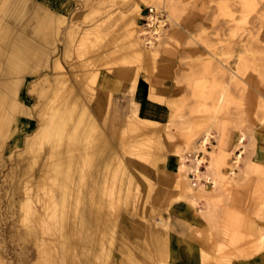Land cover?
<instances>
[{
	"label": "rangeland",
	"instance_id": "1",
	"mask_svg": "<svg viewBox=\"0 0 264 264\" xmlns=\"http://www.w3.org/2000/svg\"><path fill=\"white\" fill-rule=\"evenodd\" d=\"M136 1L142 6L154 4L166 14L163 40L157 54L149 59L131 57L120 47L123 28L119 11H127ZM162 1L80 0L70 15L60 19L53 16L52 25L44 33L47 39H40V51L28 56L22 71L2 72L4 61L0 59V80L5 77L15 80L9 93L11 110L0 116V264H160L165 261L166 247L158 233L166 231L167 222L165 227L164 220L154 219H166L168 206L179 192V174L175 169L178 153L174 148L185 145L183 154L188 158L194 154L193 148L197 149L198 134L210 130L216 138L211 144L217 145L223 139L226 150L232 135L236 143L243 130L241 144L245 146L241 148L246 152H242L239 162L232 163L234 155L240 152L232 147L227 157L230 165L219 164L211 170L217 182L214 192L204 198L214 205L212 208L222 210L224 218L215 249L206 255L203 264H229L239 254L255 252L253 246L259 230L256 227L255 233L247 234L244 247L245 234H236L244 217L235 203L244 187L248 190L244 206L252 204L254 215L258 203L264 199V164L257 160L252 137L254 128L264 123L259 119L264 117V0H175L173 5L168 0ZM35 7L32 0H26L25 13L13 28L15 33L23 27L26 30ZM25 35L34 36L32 31H26ZM56 58L72 84L71 93L61 98L54 95L59 82L54 75ZM142 65L146 67L142 71L147 77L157 74L169 77L168 83L174 85L173 93L177 96L169 100L171 114L167 122L147 118L150 136L146 128L136 136L137 132H129L124 124L133 99L128 86L133 82L135 70ZM233 65L243 69L236 80L230 78L229 67ZM85 68L121 76L126 81L125 94L114 97L104 88L108 100L98 110L96 99L104 90L99 83L95 90L83 83L85 79L81 75ZM62 90L60 87L59 95L65 92ZM218 96L220 100L215 98ZM75 98L88 105L109 139L112 150L107 157L110 160L107 169H103V174L97 173L100 157L93 146L94 152L91 146L71 147L73 151L68 154L73 159L72 177L64 173L68 166L64 158L53 165L57 168L56 180L39 181L38 173L53 161L49 150L54 136L35 133L42 124L54 126L57 111ZM155 98L156 94L152 99ZM138 112L144 116L139 105ZM5 114L10 118L2 123ZM70 124L69 119L65 120L66 130L62 132L67 134ZM166 126L171 138L166 134ZM139 138L146 142L140 154H128L125 151L128 145ZM247 138L249 143H245ZM78 146L76 142L75 147ZM208 146L210 149L211 145ZM248 148L251 151L247 152ZM252 152L256 153L253 164L249 163ZM168 157L175 160L171 168H166ZM227 170H232L230 176H222ZM75 183L79 191H74ZM40 203H46L49 211L45 209L41 213Z\"/></svg>",
	"mask_w": 264,
	"mask_h": 264
},
{
	"label": "crops",
	"instance_id": "2",
	"mask_svg": "<svg viewBox=\"0 0 264 264\" xmlns=\"http://www.w3.org/2000/svg\"><path fill=\"white\" fill-rule=\"evenodd\" d=\"M32 1L36 6L32 16V21L29 26H27L26 30L25 27H23L18 31V33H15L13 28L15 23H17L25 13L26 0H0V59L4 61H2V72L17 74L19 71H22V67L28 56L34 54V52L40 51V39H47V36H45L44 33L48 32L49 27L52 25L53 16L60 19L70 15V13L77 8L78 3L80 2V0ZM144 7L145 6L142 7L141 15ZM26 31H32L34 36L26 37ZM168 79L169 77L158 74L150 75L148 77L144 72L139 74L132 96L133 99L137 101L140 111L144 117L152 120L156 119V121L160 120L162 122H167L169 120L171 114L169 100L175 99L177 96L173 93L174 85L172 83H168ZM14 83L15 80L7 79L6 77L3 78V80H0V116L3 115L2 112L5 113L8 110L9 113L11 110V105L9 104L11 103L12 96L9 93L10 91L12 92L11 87ZM98 83L103 88L109 90L114 97H119L125 94L126 81L117 74L102 71L98 76ZM150 86L155 89L154 91L157 95V98L155 99H152L149 96ZM158 97L161 99L159 100ZM9 118V115L5 114L2 123H6ZM259 119H262V116H260ZM241 131L245 134L243 130H240V132ZM209 132L210 137L206 145L208 150L222 148L226 152H230L229 150L235 146L236 149H240L238 154L241 157L242 152H246L245 149L241 148L245 146V144H241L242 142L236 146L237 142L235 143L234 134L228 140L226 150L223 145V139L221 143L217 145L211 144V142H213L216 138H213L215 134H212L211 130ZM203 135H205L204 132L200 133L195 139V142H199ZM252 137L255 140L253 148L257 152V160L264 164V123L258 124L254 128ZM245 143H249L248 138ZM208 145H211L210 149ZM175 148L179 149L177 150L178 154H181L182 159L184 158V160L180 161L178 155L175 153L178 160L175 165V169L178 170L180 177H178V179L181 180H177L179 192L173 202L168 206L165 214L167 227L165 226V221L163 225L166 227V231H159L158 233L161 241L164 242L166 247V259L163 262L172 264H203V260L206 255L212 254L215 249V242H217L220 238L219 233L221 231V225L224 218L222 210L215 207L212 208L214 205L212 204L211 197H209L208 200L209 203L211 202L212 206L209 205L206 198H204V196L211 195L212 191L214 192L215 190L214 187L217 179L216 177H212L210 174L214 166L209 165V155H207L206 152L202 153V151L199 150L202 154H204L205 162H202L199 166L200 169L198 168L197 174L194 175V172L192 173L191 171L193 167L192 160L202 154L197 149L193 148L192 152H194V154L192 156L189 155L190 157L187 158V156L183 154V150L187 148L185 145L181 148ZM248 151H251V148H248L247 152ZM254 155L256 156L255 152L250 154L249 163L251 164L256 161H253ZM234 156L236 158L237 154ZM182 162L185 166L179 169L178 166ZM174 163L175 160L168 157L165 162L166 168H171L174 166ZM232 163H235L234 160ZM226 173L229 176L231 171L229 172V170H227L225 174ZM181 174H183L185 178ZM221 174H223V172ZM215 175L217 176L218 172ZM180 183L183 187L179 185ZM209 189L211 190L209 191ZM247 195L248 190L244 187V189H241L240 191V196L236 198V200L238 199V203H235V207H239L240 213L242 217H244V221L238 228H236V234L238 232L245 234L244 247L247 246V234L249 232L255 233L256 227L259 230V233L261 232L260 229H264L261 228L264 227V217H262L264 216V213H262L264 212V199L260 200L258 203L254 215V208L252 207V204L250 206H244V199L247 198ZM262 198H264V194H262ZM210 217H212V219ZM229 264H264V248H260L251 254H239L238 256L233 257Z\"/></svg>",
	"mask_w": 264,
	"mask_h": 264
},
{
	"label": "bare ground",
	"instance_id": "3",
	"mask_svg": "<svg viewBox=\"0 0 264 264\" xmlns=\"http://www.w3.org/2000/svg\"><path fill=\"white\" fill-rule=\"evenodd\" d=\"M144 1V0H143ZM145 1H150V0H145ZM174 1L175 0H168L167 2L168 3H170L171 5H173L174 4ZM163 3H165L166 2V0H163L162 1ZM147 3V2H146ZM149 3V2H148ZM147 5H153V6H155L154 4H147ZM142 5L141 4H139V2L138 1H136V2H134L133 4H131V6L128 8V10L127 11H125V12H121V11H119L122 15L120 16V21L122 22V31L120 32V33H122V35H121V40H122V42H121V48L124 50V51H127L128 52V54H130L131 55V57H134V58H139V59H149V58H152V57H154L156 54H157V52H158V49H159V45H160V42L163 40V36H162V33H163V31H164V28L162 27V23L160 22L159 23V25L158 26H156V27H152L149 31H148V35H149V40L147 41V42H145V38L141 35V33H142V28H141V25H140V22H139V19H140V15H141V12H140V10H142ZM156 8H157V6H155ZM158 9V8H157ZM36 13V12H35ZM140 13V14H139ZM142 14H143V12H142ZM40 15V14H39ZM44 16V15H43ZM139 16V17H138ZM42 17V16H41ZM169 17V16H168ZM38 19V18H37ZM35 20V19H34ZM32 24H33V22H32ZM35 24V23H34ZM33 27V26H32ZM121 27V26H120ZM118 37V36H117ZM120 37V36H119ZM118 39V38H117ZM85 40V39H84ZM119 41H120V39H119ZM118 41V42H119ZM158 41V43L157 44H155L156 42ZM27 43V42H26ZM117 44V43H116ZM116 46H118V45H116ZM118 49V48H117ZM116 51H118V50H116ZM115 51V52H116ZM223 53V52H222ZM241 55V54H240ZM116 56H118V55H116ZM129 56V55H128ZM237 56V55H236ZM239 56V55H238ZM242 56V55H241ZM240 57V56H239ZM242 59H244L243 58V56L241 57ZM57 59V58H56ZM88 59V58H87ZM102 59V58H101ZM104 59V58H103ZM221 59V58H220ZM219 59V60H220ZM241 59V60H242ZM191 60V59H190ZM193 61V60H192ZM243 61V60H242ZM75 62V61H74ZM141 62V61H140ZM221 62V61H220ZM239 62H240V60H239ZM88 63V62H87ZM241 64V63H240ZM246 63H244V65H243V69H246V65H245ZM81 65V64H80ZM88 65V64H87ZM90 65V64H89ZM88 65V66H89ZM94 65V64H93ZM189 65V64H188ZM236 65V64H235ZM54 66H55V70L57 71L54 75H55V77L59 80V82H58V85H57V87H56V92L54 93V95L57 97V98H61L65 93H67V92H70L71 93V91H72V84H70V82H69V79H68V76L66 75V73H64V67H63V65H62V63L57 59V60H55V62H54ZM85 66V65H84ZM88 66H87V68H88ZM234 66V65H233ZM14 69V68H13ZM111 69V68H110ZM142 69L145 71L146 70V67L145 66H143L142 65V67H140V68H138L137 70H135L136 71V75H134L133 77H131V80H133V82H131L130 84H129V86H128V88H129V90L131 91V92H133L134 91V88H135V84H136V81H137V78H138V75L141 73V72H144V71H142ZM229 69H230V78L232 79V80H236V79H239V77H240V73H243V69H242V67L241 68H239L238 66L237 67H232V68H230L229 67ZM64 70V71H63ZM83 70V69H82ZM99 74H100V71H97V70H94V69H86L85 68V70H84V74H82L81 76L82 77H84V82L83 83H85V85L87 84V85H90L89 86V88L90 89H92V90H95V89H97V84H98V76H99ZM77 75L78 74H76V76L75 77H77ZM228 77V76H227ZM149 80V79H148ZM60 87H63L64 88V90H62L64 93H61L60 95H59V91H60ZM151 87V86H150ZM225 87V86H224ZM103 88V87H102ZM150 89V94H149V96H150V98H154V95H155V93H154V89H153V87H151V88H149ZM76 90V89H75ZM103 90H104V88H103ZM107 91H101L100 92V97L98 98V99H96V103H97V106H96V108H98V110H100L101 108H102V104L103 103H105V101H107L108 100V93H106ZM223 92V91H222ZM77 94V93H76ZM214 94V93H213ZM221 95V94H220ZM219 95V96H220ZM148 96V95H147ZM219 96L218 97H215V98H219ZM131 97V96H130ZM69 98V97H68ZM216 99V100H217ZM218 100H220V99H218ZM53 101V100H52ZM82 101H84V100H82ZM50 102V101H49ZM218 102V101H217ZM216 102V103H217ZM222 102V101H221ZM61 103H62V101H61ZM65 104V103H64ZM104 105V104H103ZM106 105V104H105ZM262 105H264V102H262ZM54 106H56V105H54ZM55 108V107H54ZM47 109V108H46ZM56 109V108H55ZM54 109V110H55ZM97 110V109H96ZM56 116H58L56 119H54V123H55V125L53 126H48L47 124L45 125V124H42L41 125V127L37 130V132L35 133L37 136L38 135H40L41 133H45L46 135L48 134V136H54V141L52 142V144H51V148H50V150H49V156L51 157L52 156V160L53 161H51V165H47V167L46 168H43V169H41V171L38 173V176H37V178L36 179H40L39 181H42V180H44V181H47V180H51V179H55L56 180V177H57V175H55L56 173L54 172V171H56V169L57 168H55L53 165H54V163H58L57 161H62V159H66V162H67V164H68V166L66 167V166H64V168L66 167L67 169H66V171L64 172L65 173V175H67L68 173H69V175H71V173L73 172H71L70 171V162H72L73 161V159H72V156H71V154H68V153H70V152H72L73 151V149H72V151H71V147H74V148H77V149H80V147H82V148H84L85 146H87V147H90L91 146V148H90V150L92 149V146H93V148L94 149H96V151H98L97 153L99 154V156H98V158L100 157V160L96 163V168H98L97 170V173L99 172L100 174L102 173L103 174V169L105 168V167H107V165H108V163L110 162V160L108 161V156L110 157V151L112 150V147H110L111 145H110V143H109V139L106 137V134L104 133L105 131H103L102 129H101V127H100V125L98 124V122H97V120H96V118L95 117H93V115L91 114V112H90V110H89V107H88V105H86L85 104V102L84 103H82L80 100H78V99H76L75 98V100H73V102L72 103H67L66 102V105L65 106H63L61 109H59L58 111H57V115ZM70 120V123H72V124H70L71 126L69 127V131H68V133L66 134V133H64V132H62L64 129L66 130V127H65V120ZM71 120L73 121V122H71ZM262 120H264V117H262ZM48 122H49V120H48ZM124 124H125V127H127V129L129 130V132L130 131H136L137 132V134H136V136L138 135V134H140V132L142 131V130H144L148 125H147V118L146 117H144V116H141V115H139V112H138V103H137V101L136 100H134V99H132V101H131V107H130V110H129V113H127V115L125 116V119H124ZM150 127V126H149ZM189 128V126H186L185 128L186 129H188ZM147 129V128H146ZM148 130V129H147ZM150 130V129H149ZM148 130V131H149ZM208 130V129H207ZM147 132V131H146ZM150 132V131H149ZM53 134V135H52ZM126 134V133H125ZM141 134H142V132H141ZM147 134V133H146ZM152 133L150 132L149 133V135H147V136H150ZM166 134L168 135V137L169 138H171L172 136H171V133H170V130L168 129V126H166ZM209 134H210V132L209 131H206L205 132V136H203L202 137V139H201V141L199 142V143H196L195 145H196V148L198 149V150H201L202 151V153H207V155L209 154V156L211 157L210 159H209V161H210V166H214L215 168H216V166H218L219 164H229L230 165V163L228 162V159H227V157H228V152H226L225 150H223L222 148H216L215 150H208L207 148H206V145H207V143H208V141H209ZM129 135V134H128ZM199 135V134H198ZM47 136V137H48ZM141 136V135H140ZM45 137V136H44ZM46 137V138H47ZM243 137H244V133L241 131L240 132V134H239V137H238V140H237V144H236V146L238 145V144H240L241 142H242V140H243ZM149 138V137H148ZM125 140H126V138H124ZM123 139V140H124ZM140 139V138H139ZM101 140V141H100ZM121 140V139H120ZM125 140L123 141V142H125ZM149 140H150V138H149ZM97 141H100L99 143L97 142ZM132 141V140H131ZM135 141V140H134ZM133 141V142H134ZM78 143L79 144V146L78 147H75V143ZM192 142V141H191ZM146 142H143V140L141 141V139L140 140H138V141H135L134 143H131V144H129V140H128V147H127V150H125V151H127L128 152V154H134V153H139V151L141 150V147L142 146H144V144H145ZM193 143H194V141H193ZM100 144V145H99ZM97 145L99 146V147H97ZM122 145V144H121ZM77 146V145H76ZM50 147V146H49ZM107 147H110V148H107ZM123 147V146H122ZM191 147V146H190ZM194 147V146H193ZM94 149H92V151L94 150ZM177 150H179L178 148H174V151L175 152H177L178 153V151ZM65 151H66V153H65ZM86 150H84V152H85ZM91 151V152H92ZM95 151V150H94ZM93 151V152H94ZM123 151V150H122ZM87 152V151H86ZM62 153H64V154H67V155H62ZM97 153H96V155H97ZM201 153V154H202ZM114 154H115V152H114ZM118 154V153H117ZM140 154V153H139ZM75 155H76V152H75ZM83 155H84V153H83ZM141 156H143L142 154H141ZM76 157H77V155H76ZM79 157V156H78ZM81 157V156H80ZM84 157V156H83ZM75 158V157H74ZM85 158H87V157H85ZM113 158V157H112ZM178 158L180 159V161L181 160H184V158L182 159V156H181V154H178ZM241 158V156L239 155V154H237V156H236V158H235V160H234V162L235 163H237L238 161H239V159ZM88 159V158H87ZM89 159H90V157H89ZM92 159H93V157H92ZM115 159H116V161H118L119 163L121 162V159H120V157L118 156V155H116V157H115ZM75 160V159H74ZM82 160V159H81ZM91 160V159H90ZM77 161H79V160H77ZM97 161V160H96ZM193 167H192V169H191V171H192V173L195 175V174H197V171H198V168H199V166L202 164V162H205V156H204V154H202L200 157H195L193 160ZM208 161V162H209ZM112 162V161H111ZM117 162V163H118ZM80 163V162H79ZM118 163V164H119ZM81 164V163H80ZM80 164H78V165H80ZM122 164V163H121ZM42 165V164H41ZM90 165V164H89ZM207 165V164H206ZM235 165V164H234ZM60 166V165H59ZM58 166V167H59ZM62 166V165H61ZM71 166H72V164H71ZM74 166V165H73ZM77 166V165H76ZM185 165H184V163L182 162L179 166H178V168L179 169H181L182 167H184ZM42 167V166H41ZM45 167V166H44ZM82 167V166H81ZM62 168V167H61ZM210 168V167H209ZM45 169V170H44ZM63 169V168H62ZM78 169V168H77ZM105 169H107V168H105ZM120 169V168H119ZM121 169H122V167H121ZM200 169V168H199ZM208 169V168H207ZM80 170V169H79ZM123 170V169H122ZM39 171V170H38ZM77 171V170H76ZM86 171V170H85ZM95 171V170H94ZM178 171V170H177ZM232 171V170H231ZM60 172V171H59ZM113 172H114V169H113ZM182 172V171H181ZM201 172V171H200ZM203 172V171H202ZM74 173V172H73ZM81 173V172H80ZM111 173V172H110ZM120 173V172H119ZM180 173V172H179ZM204 173V172H203ZM209 173V172H208ZM79 174V173H78ZM95 174V173H94ZM59 175V174H58ZM61 175V174H60ZM59 175V176H60ZM63 175V174H62ZM64 175V176H65ZM79 175H82V173L81 174H79ZM92 175V174H91ZM98 175V174H97ZM121 175H122V173H121ZM181 175H183V174H181ZM222 175V174H221ZM58 176V177H59ZM64 176H62L64 179H65V177ZM68 176V175H67ZM83 176V175H82ZM95 176V175H94ZM191 176V175H190ZM189 176V177H190ZM203 176H204V174H203ZM222 176H224V177H226L227 176V173L225 174V173H223V175ZM230 176V175H229ZM36 177V176H35ZM62 177H61V179H62ZM71 177H72V175H71ZM74 177V176H73ZM109 177V176H108ZM107 177V178H108ZM183 177H184V175H183ZM192 177V176H191ZM201 177V176H200ZM75 178V177H74ZM78 178H79V176H78ZM77 178V179H78ZM82 178V177H81ZM80 178V179H81ZM95 178V177H94ZM103 178H104V176H103ZM180 178V177H179ZM185 178V177H184ZM231 178V177H230ZM70 179V178H69ZM68 179V180H69ZM72 179V178H71ZM76 179V180H77ZM92 179V178H91ZM213 179V178H212ZM63 180V179H62ZM100 180V179H99ZM101 180H102V177H101ZM179 181L181 180V179H178ZM198 180V179H197ZM214 180V179H213ZM39 181H37V183L39 182ZM54 181V180H53ZM98 181V180H97ZM96 181V182H97ZM103 181V180H102ZM187 181V180H186ZM28 182V181H27ZM48 182V181H47ZM61 182V181H60ZM131 182V181H130ZM40 183V182H39ZM68 183H69V181H68ZM78 183V182H77ZM91 183V182H90ZM186 183V182H185ZM214 183V182H213ZM36 184V183H35ZM79 184V183H78ZM100 184V187H101V183H99ZM197 184V183H196ZM204 184V183H203ZM83 185V184H82ZM88 185H90V184H88ZM179 185H181V187H183V185L180 183ZM59 186V185H58ZM57 186V187H58ZM75 186H76V188L74 189V191H79V185H77L76 183H75ZM99 186V185H98ZM103 186V185H102ZM129 186V185H128ZM180 187V188H181ZM102 188H104V187H102ZM127 188H129V187H127ZM106 188H104V190H105ZM185 189H186V187H185ZM66 190H68L67 189V187H66ZM108 190V189H107ZM188 190V189H187ZM190 190V189H189ZM211 189H209V191H210ZM37 191V190H36ZM102 191V190H101ZM191 191V190H190ZM89 192V191H88ZM92 192V191H91ZM105 192H107V191H105ZM104 192V193H105ZM116 192V191H115ZM114 192V193H115ZM195 192V191H194ZM200 192V191H199ZM65 193V192H64ZM64 193H63V196H64ZM101 193V192H100ZM99 193V194H100ZM103 193V194H104ZM181 193V192H180ZM212 193H213V191H212ZM33 194V193H32ZM35 194V193H34ZM62 194V193H61ZM96 194V193H95ZM102 194V193H101ZM182 194V193H181ZM180 194V195H181ZM183 194H185V193H183ZM30 195V194H29ZM106 195H107V193H106ZM106 195H104L105 196V198H106ZM116 195V194H115ZM97 196V195H96ZM101 196V195H100ZM113 196V195H112ZM183 196V195H182ZM89 197V196H88ZM91 197V196H90ZM93 197V196H92ZM99 197V196H98ZM97 197V198H98ZM103 196H101L100 198H102ZM117 197H119V195H117L116 196V198ZM96 198V199H97ZM115 198V199H116ZM184 198V197H183ZM191 198V197H190ZM95 199V198H94ZM111 199V198H110ZM39 200H41L40 198H39ZM91 200V199H90ZM99 200H101V199H99ZM114 200V199H113ZM119 200V199H118ZM122 200V199H121ZM25 201V200H24ZM102 201V200H101ZM100 201V202H101ZM41 202H42V200H41ZM109 202H110V200H109ZM113 202L114 201H112V204H113ZM119 202V201H118ZM116 203V202H115ZM114 203V205H116ZM41 205H40V207H41V213H43L44 211H45V209H47L46 208V203H40ZM100 204V203H99ZM119 204V203H118ZM118 204H117V206H118ZM126 204V203H125ZM120 206H121V204H119ZM124 205V204H123ZM127 205V204H126ZM33 206V205H32ZM32 206H30V207H32ZM35 206V205H34ZM100 206H102V205H100ZM100 206H98V207H100ZM34 208V207H33ZM33 208H32V210H33ZM95 208H97L96 206H95ZM111 208H113V207H111ZM111 208L109 209V210H111ZM118 208V207H117ZM121 208V207H120ZM34 209H36V208H34ZM59 209V208H58ZM92 209H94V208H92ZM100 209H101V207H100ZM48 210V209H47ZM119 210V209H118ZM49 211V210H48ZM85 211V210H84ZM94 211H95V209H94ZM97 211V210H96ZM95 211V212H96ZM98 211H99V209H98ZM101 211V210H100ZM103 211V210H102ZM114 211H115V208H114ZM39 212V211H38ZM40 213V212H39ZM40 213V214H41ZM99 213V212H98ZM109 213H110V211H109ZM117 213H118V211H117ZM158 213V212H157ZM262 213H264V212H262ZM37 214V213H36ZM102 214H103V212H102ZM112 214H115V213H111V215ZM43 215V214H42ZM116 215V214H115ZM115 215L112 217V218H114L115 217ZM60 216H61V214H60ZM97 216V215H96ZM96 216H94V217H96ZM99 216V215H98ZM161 216V215H160ZM156 216H155V214H154V218H155ZM158 217V216H157ZM262 217H264V216H262ZM261 217V218H262ZM25 218V217H24ZM102 218V217H101ZM104 218V217H103ZM102 218V219H103ZM207 218V217H206ZM211 219H212V217H210ZM209 218V219H210ZM260 218V217H259ZM43 219V218H42ZM85 219V218H84ZM92 219V218H91ZM210 219V220H211ZM98 220H99V222H98ZM98 220H96L98 223H100V220L101 219H98ZM103 220H105V219H103ZM102 220V221H103ZM159 221V222H161L162 220H164L165 221V219L163 218V217H158V220L157 219H154V221ZM29 221V220H28ZM95 221V222H96ZM111 221V220H110ZM165 222H167V221H165ZM97 223V224H98ZM156 223V222H155ZM94 224V223H93ZM259 224V223H258ZM99 225V224H98ZM166 226V225H165ZM258 227H259V225H258ZM261 228H264V227H261ZM95 229H96V227H95ZM261 230V232L259 233V235H258V238H257V240L255 241V243H254V250L255 251H257V250H259L260 248H264V229H260ZM36 243V242H35ZM53 243V242H52ZM104 247V246H103ZM105 249V248H104ZM40 253V252H39ZM162 264H172V263H167V262H161ZM160 263V264H161Z\"/></svg>",
	"mask_w": 264,
	"mask_h": 264
},
{
	"label": "built area",
	"instance_id": "4",
	"mask_svg": "<svg viewBox=\"0 0 264 264\" xmlns=\"http://www.w3.org/2000/svg\"><path fill=\"white\" fill-rule=\"evenodd\" d=\"M160 22L162 23V27H164L166 24V14L164 10L157 9L153 5L145 6L143 14L140 17V25L142 28L141 35L145 38V42H147L150 38L148 31L152 27L158 26Z\"/></svg>",
	"mask_w": 264,
	"mask_h": 264
}]
</instances>
